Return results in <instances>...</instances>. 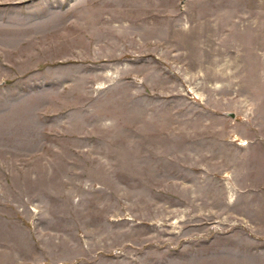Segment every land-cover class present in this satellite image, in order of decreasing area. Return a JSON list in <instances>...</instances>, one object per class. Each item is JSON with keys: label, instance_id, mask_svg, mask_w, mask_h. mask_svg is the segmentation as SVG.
Wrapping results in <instances>:
<instances>
[{"label": "rangeland", "instance_id": "obj_1", "mask_svg": "<svg viewBox=\"0 0 264 264\" xmlns=\"http://www.w3.org/2000/svg\"><path fill=\"white\" fill-rule=\"evenodd\" d=\"M121 118L139 146L52 149ZM217 151L234 207L179 198L180 166ZM34 159L99 175L63 202L59 173H21ZM262 165L264 0H0V264H264Z\"/></svg>", "mask_w": 264, "mask_h": 264}, {"label": "crops", "instance_id": "obj_2", "mask_svg": "<svg viewBox=\"0 0 264 264\" xmlns=\"http://www.w3.org/2000/svg\"><path fill=\"white\" fill-rule=\"evenodd\" d=\"M107 76H108L107 84L111 85L112 83L109 82L114 81V77L110 76V74H108ZM121 122H122L121 126L118 127L116 126L115 128L103 127L101 128L102 130L100 132H98L97 129L90 127L83 128V132H77V130L68 129L67 132L63 133L64 135H66L64 140H62L57 144L55 143L51 144L53 146L52 149L60 150V151L65 149L66 150L68 149L69 151H88V150L90 151L95 149L96 147L95 145L97 144L112 146L113 143H115L116 145L120 144V147H117V149L124 150L125 141L131 142L132 144H134L135 141L137 146H139L141 142L140 135L138 133L139 131L136 130L137 134L135 136V139L134 137H132V139H128L127 135L134 136L133 125H130L129 123L130 121H128L129 125H124L125 121L123 118H121ZM113 135L115 138H113ZM61 145H65V147H61ZM261 147L263 148V145ZM207 154L211 156L212 165L215 166L209 168L205 165H201L198 163L194 164L193 162L185 166H180L181 174H184V177H181L179 179L183 187L180 189L181 194H178L179 195L178 197L181 199H186L188 197L196 198V199H200V197L210 198L211 195L215 193V198H220L219 195H222V198L225 199V204L228 208L231 206L234 207L233 204L234 193L238 189L237 183H235V181L233 180L236 174L235 159L233 160L229 157L225 163V162H220L221 157L219 156L220 154L219 151L215 153V156L213 152L210 153L207 152L206 155ZM25 163L26 165L23 167V170H21V173H25L26 176H28V174L30 173L29 170L27 169L28 166L36 167L35 171H31V175L33 177H37L38 173L41 172L40 170H38V168H42L43 169L42 172L50 176L59 173L60 175L59 178L61 180V183L65 187L62 189V193L54 197L63 202L65 201V199L70 200L73 204H76L77 199L81 198L80 196H78L76 193L73 192L75 191L74 188L76 187L75 175H83V174L84 175L94 174L97 176L99 175L98 172L94 173L88 170L77 168L78 166L75 164V160L72 159H52V160L34 159L29 161L27 160L25 161ZM125 167L126 165L124 164L123 160H121L120 163L119 162L116 163L117 182H119L121 186H124L125 179L128 180L130 178L132 186L134 185L135 182L138 184L139 178L135 177L137 176L138 173L134 171V169L131 170V172L125 170ZM54 168H59V170L56 171ZM132 168H134V165ZM259 170H261L260 177L264 178V166L262 165V167H260ZM246 175H248V172L246 173ZM242 184H243L244 192H252L253 189H257L259 187V185H257V180L255 179L243 180ZM240 185H239V190L241 189ZM193 190H195L196 193L191 194L189 196L187 193L188 192L191 193V191ZM200 191L211 193V195L200 196L199 194ZM183 192H185L184 195L182 194ZM120 197H122V195ZM64 213L69 214L68 207L67 210L64 211ZM260 218H262V212L260 213ZM229 224L236 225L235 222Z\"/></svg>", "mask_w": 264, "mask_h": 264}, {"label": "water", "instance_id": "obj_3", "mask_svg": "<svg viewBox=\"0 0 264 264\" xmlns=\"http://www.w3.org/2000/svg\"><path fill=\"white\" fill-rule=\"evenodd\" d=\"M233 118L235 117L233 114L231 115Z\"/></svg>", "mask_w": 264, "mask_h": 264}]
</instances>
